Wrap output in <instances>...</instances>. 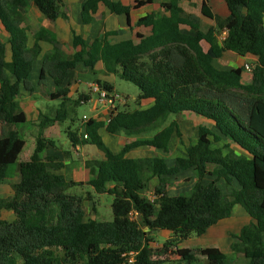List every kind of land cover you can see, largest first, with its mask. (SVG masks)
Here are the masks:
<instances>
[{"label":"trees","instance_id":"1","mask_svg":"<svg viewBox=\"0 0 264 264\" xmlns=\"http://www.w3.org/2000/svg\"><path fill=\"white\" fill-rule=\"evenodd\" d=\"M51 22L62 6V0H0V20L10 32L9 62L5 61V45L0 40V185L19 176L12 185V194L0 197V264H164L160 257L168 244L201 236L210 227L231 218L234 206L241 207L250 221L233 238L232 250L240 252L246 264H264V0H224L229 16L214 18L215 26L199 30V18L182 15L181 0L160 4L170 16L148 14L137 26L150 27V35L136 34V42L126 40L116 44L107 41L108 34L86 43L73 34V54L69 58L62 45L46 29L39 32L52 44L50 53L42 57L38 85L45 87V75L58 88L50 95L60 105L52 118L39 115L38 133L31 156L19 161L25 140L17 128L26 123V115L16 98L20 85L32 92L30 73L40 54L34 43L28 47L27 29L22 27L29 4ZM151 0H136L140 8ZM99 3L116 15H129L130 7L110 0H85L82 23L88 25ZM180 25L193 30L187 34ZM221 31L226 37L218 44ZM201 42L208 44L204 52ZM225 52L257 56L249 84H242L243 69L218 70L212 62ZM103 62L104 72L128 82L139 90L135 103L151 99L146 110H122L111 115L109 121L89 119L81 130L67 129L72 146H93L102 159L84 162L89 173V186L94 195L107 194L113 198L112 221L85 220V202H93L92 194L70 195L67 191L84 186L66 180L55 172L63 164L55 156H43L50 141L43 130L57 122L70 120L75 108L88 97H67L69 84L61 87L69 71L79 63L91 70ZM8 74L15 77L11 83ZM106 97L113 94V86L96 81ZM191 112L210 121L217 133L204 126L195 130L196 143L186 147V157H178L171 166L158 157L127 158L134 148L150 147L169 152L172 127L159 129L149 138H138L113 153L98 134L121 131L138 135L158 129L169 115ZM177 135L179 133L177 132ZM86 136V138H84ZM225 139L229 145L213 148L212 143ZM230 145L244 154L236 155ZM208 167H211L208 170ZM191 171L196 177L194 187L185 195L169 197V179ZM212 180L202 185L205 177ZM157 178L154 197L144 193L152 178ZM224 183V192L217 183ZM109 184H113L109 188ZM11 212L13 221L1 218V211ZM93 212L95 208L93 207ZM147 230V232L144 231ZM166 231L171 238L163 248L149 247L148 235ZM174 245V244H173ZM178 263L195 264L198 257L208 264H234V259L213 248H176Z\"/></svg>","mask_w":264,"mask_h":264},{"label":"crops","instance_id":"2","mask_svg":"<svg viewBox=\"0 0 264 264\" xmlns=\"http://www.w3.org/2000/svg\"><path fill=\"white\" fill-rule=\"evenodd\" d=\"M111 2L120 3L124 6L130 7L129 15H116L110 12L108 8L105 7L102 3H99L97 6L96 13L92 16L91 21L88 25H84L82 23L81 11L85 0H62V6L57 12L55 21H49L34 5L32 1H29V7L27 13L25 15V20L22 23V27L27 29V36H28V47H31L34 43H37L40 47V54L33 62L32 71L30 73L31 84L33 91L28 92L23 89L20 85L19 95L16 98L17 102L19 103L20 108L26 115V123L23 125L22 129L19 130L20 135L25 140V137L22 135V130L30 131L33 128L31 136L33 137V146L30 147L29 152L26 154L24 159L27 160L34 151L35 147V138L38 133V117L39 115L48 116L50 118L53 117L55 111L60 105L59 100H52L50 95L55 93L58 88L54 85L53 80L45 75V87L42 89L38 85V79L40 76V70L42 65V57L50 53L53 49L51 42L44 37L39 30L46 29L47 31L51 32L57 41L62 45L63 52L71 58L74 50L72 47V40L73 34L80 36L84 39L86 43H90L96 38L102 37L104 34H108L107 41L110 44L120 43L126 40H133L136 42V34L139 33L144 36L150 35V27L144 26H137V22L140 18L148 15V14H155L159 16H167L171 18H176L179 14L177 12L165 11L164 9L160 8V4L167 3L169 0H151L150 3L140 7L134 8L136 0H110ZM179 8L181 10L182 15H192L199 18V30L202 32L207 31L210 27L215 26L214 18H209L205 12H209L210 15L219 19H226L229 16V9L224 0H181L179 3ZM179 29L187 34H192L193 30H191L188 26L180 25ZM226 37V32L221 31L217 36L218 44L221 45L222 40ZM10 32L6 24L0 20V40L5 45V61L9 62L11 58V51H10ZM200 46L204 52H206L209 48L208 44L205 42H201ZM257 62V56L251 52H248L244 55H236L232 52H225L222 54L221 58L218 60H214L212 62L213 66L218 70H230L235 68H242V84H249L252 79V70ZM249 66L251 71H246L244 69L245 66ZM8 79L11 83L16 81L15 77L8 74ZM100 80L103 82H107L113 86L115 82V76L108 75L104 72V64L103 62H98L95 67L91 70L90 68H85L82 63H79V67L76 70H71L68 73V76L62 83V88L69 84V91L67 97L71 100L77 99L79 95H85L88 97L86 102H82V106H86L89 110V116H83L82 121L80 122L77 128H73V123L71 126H67L65 132L63 133L66 137V140L62 138V133H58V127L62 126L65 122H57L43 130V136L50 141L43 152V156H55L58 160L63 164L61 170L55 172V174L62 175L66 178V180H71L77 183H84V187H88L89 190L85 192L91 193L92 190L89 186L85 185L88 182L90 176L88 171L84 167V162L87 160L92 159H102V153L99 152L95 147L87 145V146H72V144L68 141L67 137V129L70 128L72 131H80L82 125L85 121L89 119H93L96 121H109L112 114H114L117 110H127L125 107L127 106L128 100L125 99L123 103L116 99L114 100H105L101 99L99 96L98 91H94V87H97L96 81ZM88 88V93L82 91L81 89L85 90ZM99 90V88L97 87ZM113 94L111 97L118 96L115 88L113 87ZM139 95V94H138ZM137 95V96H138ZM109 96V97H110ZM123 98L122 95L118 96ZM137 97L135 98V100ZM134 100V102H135ZM125 102V104H124ZM124 104V105H123ZM153 105V100L151 99H144L140 100L137 104L135 103V108L129 110H146ZM184 114H194L191 112H183L179 115H169L167 119L164 121L162 126L155 130H150V132L142 133L141 135L121 131L117 135L108 134L105 129H100L98 131L99 136L101 137L104 144L109 148L113 153H117L123 147V145L136 141L138 138H149L153 136L156 132L159 131L161 128L165 127H172L174 133L172 134L171 141L169 143V152L164 153L162 150H158L155 148L150 147H139L134 148L127 153V158H144V157H158L165 160L168 166H171L174 160L178 157H186V147H184L183 153L181 155H172V144H173V137L174 135L177 137L181 146L182 144V133L180 130V123L179 119ZM199 118L201 121L205 122L203 125L208 128L212 133L216 134L217 130L213 127V124L210 121H207L198 115L194 114ZM85 118V119H84ZM68 121V120H67ZM197 126V127H198ZM177 132L179 135H177ZM59 134V136H58ZM57 137L55 138V136ZM60 139H59V138ZM61 139L64 140V144H59ZM55 140V141H54ZM58 142V145L56 144ZM196 141L193 143L195 144ZM191 144V145H193ZM219 144V145H218ZM225 145H229V143L222 139L220 142L212 143L213 148H221ZM26 146V143H25ZM24 146V147H25ZM231 149L235 152L236 155H243L244 152L236 147L235 145H230ZM176 150V149H175ZM19 161L21 162L20 158ZM211 167H208L210 170ZM192 178L189 179L184 189H187L186 192L182 193L184 189L180 192L170 191V187L172 185L171 180H177L179 176L170 178L169 184L166 189V194L169 197L181 196L187 194L195 185L196 177L191 172ZM187 173V172H184ZM16 178V179H15ZM212 180L211 177L205 176L201 184H207ZM8 181H12L10 184L9 193L6 196H0L1 198H7L12 194V185L16 184L19 181V176H14L13 179ZM153 183V193L154 189L157 185V178L154 177L150 180L148 189L142 193L144 195L149 192L150 185ZM4 184V182H3ZM219 184L223 185V189L219 186ZM218 187L224 192V183L219 181L217 183ZM113 184H109V188H111ZM2 184L0 185V188ZM83 187V189H84ZM76 188V187H74ZM69 194V193H68ZM72 195V194H70ZM74 195V194H73ZM107 195V194H104ZM93 202H85L84 208L86 212V207H91V213H96L95 204V195L92 194ZM147 198V197H146ZM93 207L95 208V212H93ZM4 211V210H3ZM7 212V211H6ZM11 213V212H9ZM12 214V213H11ZM13 216V215H11ZM1 218H2V211H1ZM3 219V218H2ZM88 219H95L91 215L89 216L86 213L85 220ZM4 220V219H3ZM7 221V220H6ZM13 218L10 219L8 222H12ZM250 221V218L244 212V210L239 207L238 205L234 206L231 214V218L223 221L215 226L210 227L204 234L201 236H196L195 240L192 239L193 236L188 238L187 240L174 242L176 246L180 245L179 248H188V249H205V248H213L219 251L220 253L226 254L235 260L237 258V254L242 255L240 252L232 250V245L236 243V240L233 238L234 235H238L240 229L247 225ZM147 232L146 229H144ZM154 236H158L163 238L164 240H169L171 238V234L166 231H160L158 233H153ZM151 238V235H148V239ZM262 239L264 241V234L262 235ZM243 257V256H242ZM202 258L205 264H208L206 259L203 257H198L195 264L198 263L199 259ZM244 259V258H243ZM166 263V262H165ZM164 263V264H165Z\"/></svg>","mask_w":264,"mask_h":264},{"label":"rangeland","instance_id":"3","mask_svg":"<svg viewBox=\"0 0 264 264\" xmlns=\"http://www.w3.org/2000/svg\"><path fill=\"white\" fill-rule=\"evenodd\" d=\"M113 87L115 88L116 92L118 93V96H121L123 98L120 97H107L105 100H118L121 101V103H123V101L128 100V104L129 105H125L122 106V108H126L127 110H131L133 108H135V98L137 97V95L139 94V90L137 87H135L134 85L122 81L118 78L115 77V82L113 84ZM82 91L88 93V88H85V90L81 89ZM125 104V102H124ZM123 104V105H124ZM89 116V110L86 106H82L79 105L75 108V112L73 115L70 116V118L72 117L74 120L73 123V128H77L80 124V122L82 121V117L83 116ZM179 123H180V130L182 133V144L183 146H181L177 139V137L174 135L173 137V144L171 147V152L172 155L174 156V154L176 155H181L183 153L184 147L187 145H191L196 141V134H195V130L197 128L198 125H203L205 124V122L201 121L199 118H197V116H195L194 114H184L181 116V118L179 119ZM67 126H71L70 120L66 121L65 123H63L62 126L58 127V133H62V138H64L66 140L65 135L63 134L65 132V129L67 128ZM23 127L19 126L17 128V130H21ZM0 130H1V125H0ZM34 129L31 128L30 131H33ZM28 132L22 130V135L25 137L26 139V146L23 149V152L20 154L19 158L22 161L24 159V157L26 156V154L29 152L30 147L33 146V137L31 136L30 133L32 132ZM59 136V134H58ZM57 137V135L55 136V138ZM59 138V137H58ZM60 139V138H59ZM55 141V140H54ZM33 143V144H32ZM56 144L58 145V142L56 141ZM59 144H64V140L61 139ZM219 145V144H218ZM111 148V147H109ZM176 149V150H175ZM18 177V175H16ZM192 178V174L190 172L187 173H183L181 176H179V178H176L177 180L172 179V185L170 187V191H173V193H177L180 192L182 189H184L185 187H187V182L189 179ZM16 179V178H15ZM12 183V181H5L4 184H2V187L0 188V196H6L9 193L10 189V184ZM219 186L223 189V185L219 184ZM84 186H80V187H76V188H71L67 191V193L69 194H74V195H85L84 191H88L89 188L88 187H84ZM9 189V190H8ZM187 189H184L182 191V193L186 192ZM145 197H147L148 199H152L154 197L153 194V183H151L150 185V189L149 192H147L145 195ZM112 200L113 198L109 195H95V204L94 206L96 207V213H91V207L88 206L86 207V213L89 214V216L91 217V215L93 216V218L97 219L98 221H112V212H111V204H112ZM12 214L6 211H2V218L4 220L9 221L10 219L13 218V216H11ZM195 235H193L192 239L195 240ZM168 241V240H167ZM166 240H164L163 238H160L158 236H154L153 234H151V238H149V247L154 250V251H159L160 249L163 248V245L165 244ZM174 244V245H173ZM173 244H168V248L167 251L164 253V255H162V257H160L162 260H164L166 263L165 264H176L178 263L179 259L178 256L176 254V248H179L180 245L176 246L175 243ZM197 264H205L204 260L202 258L199 259ZM235 264H246L245 260L243 259L242 255L237 254V258L235 260Z\"/></svg>","mask_w":264,"mask_h":264},{"label":"built area","instance_id":"4","mask_svg":"<svg viewBox=\"0 0 264 264\" xmlns=\"http://www.w3.org/2000/svg\"><path fill=\"white\" fill-rule=\"evenodd\" d=\"M244 69H245L246 71H249V72L251 71L250 67L247 66V65L244 67ZM93 89H94V91H98L99 96H100L101 99H106V98H107L105 92H102V91L98 90L97 87H94ZM115 97H118V96H115ZM81 103H82V102H81ZM84 119H85V118H84ZM84 138H86V136H84ZM133 261H134L133 258L130 257V259H129V261H128V264H131Z\"/></svg>","mask_w":264,"mask_h":264}]
</instances>
